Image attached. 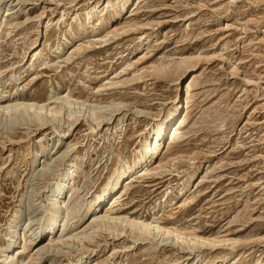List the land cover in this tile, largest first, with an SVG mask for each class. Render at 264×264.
Masks as SVG:
<instances>
[{
	"label": "rangeland",
	"instance_id": "374dc122",
	"mask_svg": "<svg viewBox=\"0 0 264 264\" xmlns=\"http://www.w3.org/2000/svg\"><path fill=\"white\" fill-rule=\"evenodd\" d=\"M95 1L0 0V74L12 73L0 101L61 105L62 118L79 116L40 128L31 114H0V250L22 233L46 243L58 200L63 232L75 236L42 264L81 256V264H264V0H126L99 16L89 11ZM193 55L200 58L179 83L147 69ZM191 76L178 137L156 158L161 167L123 175L96 216L117 199L113 214L156 219L206 244L138 239L127 226L82 233L87 205L114 168L132 165L155 114L181 98ZM91 110L107 124L91 131ZM15 247L26 260L29 249Z\"/></svg>",
	"mask_w": 264,
	"mask_h": 264
},
{
	"label": "bare ground",
	"instance_id": "6f19581e",
	"mask_svg": "<svg viewBox=\"0 0 264 264\" xmlns=\"http://www.w3.org/2000/svg\"><path fill=\"white\" fill-rule=\"evenodd\" d=\"M115 2H117V4H120V6L123 8L126 0H102L100 4H99V0H96L92 5H90L89 11L90 12L94 11V13L97 16H99L100 14H102L104 10H106L109 6H111ZM91 16H92L91 14L90 16L87 14V19L89 20ZM4 21L6 20L2 19L0 22L4 23ZM33 57H34V53L31 55V58ZM199 58H200L199 55L182 56L178 60L171 62V64L161 65L155 63L156 65L149 66L147 67V69L150 70L149 74H155V75H163L167 73L174 74L176 77L175 79L179 83L180 80L184 77V75H186L187 72L190 70L191 63ZM6 74H0V84L9 81L10 78L12 77V73L10 75H6ZM192 78L193 76H191L190 79L186 82L184 88V94L181 96L180 99L174 100L171 103V105L166 108L164 107L162 109L160 108L158 112L155 114L156 118H154L153 121L154 125L151 129V132L149 133V138L148 139L144 138L142 140L140 144V148L138 149L137 154L135 155L132 165H128L126 162L123 161L119 164V166L114 168L105 186L101 187V193H98L95 196V198L87 205L86 213L90 212L89 217L91 218V220L89 219L90 221L81 228L82 233L85 234L86 229L88 230V228H93V227L94 228L97 227L105 230L108 229L124 230L125 227L127 226L129 232L133 234V236H136V238L138 239H144L147 238V236L149 237L152 236V238L158 236L160 237V240L162 239L168 241L170 245L176 244L177 246H182V244H184L190 250H193L198 246H202L206 244L205 241L207 240H203L202 237L196 235L195 233L190 231L188 232L181 231L178 228L176 229L166 224L160 223L161 221L159 222L156 219L150 221L137 220L135 218L131 219L128 217L120 216L119 214H113V209H114L113 206L115 205L114 203L117 199H113L112 201H110L111 203L108 202L112 198V196L107 200L108 202L107 204L109 203L110 204L105 210V212L100 214L99 216H96L97 211L104 202L105 198L108 197L109 193L114 192V194H117L119 188L121 187V184L119 183L123 175L127 174L128 177L126 178H130L135 173L141 172L142 174H146L148 171L156 170L161 167L162 165L161 159L157 161L156 158L158 155H160L161 149L173 144L178 137V131L180 126L183 124L186 108L188 106L187 103L189 102V98L193 90ZM58 98L64 103L68 104L70 102L67 95L58 96ZM182 105H184V107ZM118 109H121L120 106L118 107L116 106L115 108L112 107V110L110 109V112L111 111L115 112V110ZM61 110H62L61 105L48 107L44 103L35 102L33 100L19 101L16 99H10L7 100L6 102L0 101L1 115L12 116V115H17V113L20 114L25 113V115H27V118L29 119L32 116L35 120L36 123L35 125H37L40 128L43 125L47 124L49 121L52 122V120L54 119H58L59 121L63 120V123H66L67 126H71L72 124L76 123V121L79 119L78 115H75L71 112H68L66 118L64 119L61 116H59ZM122 110H127V109H125L124 107V109ZM101 112H96L91 110L90 120H88V118L84 119L88 123L89 125L88 127L91 129V131H94L95 128L96 127L98 128L100 125L103 126L104 124H107V121L105 119H104L105 121H103V118H105L106 114H103ZM108 115L110 117L109 118L107 117V119H110L112 115H110L109 112ZM57 131L60 132L61 130H57ZM37 154L38 153L35 152L34 155L31 156L30 165L34 164L35 157ZM72 171L73 170H71L70 172ZM70 179H72V177H70L69 180ZM68 183L69 182L67 181L65 184L66 188H68ZM59 193H61V188H59ZM63 197H65V195ZM56 198L59 199L61 197L60 196L58 197V195H56ZM57 201L58 200H56L55 203H53L54 201H52L51 208H49L51 214L50 220L51 223H54V225L47 232L44 238L46 239L47 236H49L46 243L41 244L42 241H40L39 235L36 238H31L29 236H25V233H22V235L19 234L18 241L17 238L10 239L9 243L2 250H0V262L2 264H42V262H40L41 258L43 260L44 258L48 257L49 255H51L50 251L53 252V250L56 248L57 250L55 252H58L59 243H64L66 242L67 239H69V237L75 236V234L73 235L70 234L67 236L63 232V225L65 224L64 223L65 212L64 210H59V211L57 210L58 213L56 214L55 211L56 208L61 209L59 204L56 205ZM229 241L230 244L232 245L235 243L234 240H229ZM15 245L18 247L21 245L22 250L26 248L29 249V253L26 254L27 255L26 260L25 259L23 260V258L21 257L17 258L16 255L13 254V250L16 248ZM82 257L83 256L80 257L77 264L82 263L81 261ZM85 260L86 259H84V262ZM222 263L223 262H220L219 264Z\"/></svg>",
	"mask_w": 264,
	"mask_h": 264
}]
</instances>
